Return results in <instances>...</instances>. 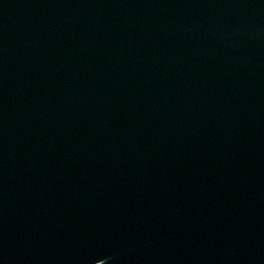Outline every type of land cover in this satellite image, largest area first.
<instances>
[{"label":"water","instance_id":"obj_1","mask_svg":"<svg viewBox=\"0 0 264 264\" xmlns=\"http://www.w3.org/2000/svg\"><path fill=\"white\" fill-rule=\"evenodd\" d=\"M0 140L264 165V0H0Z\"/></svg>","mask_w":264,"mask_h":264}]
</instances>
